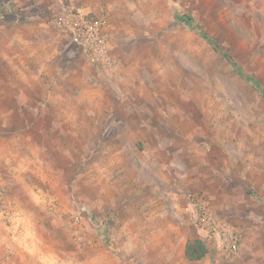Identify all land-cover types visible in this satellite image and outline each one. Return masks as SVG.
I'll use <instances>...</instances> for the list:
<instances>
[{"label": "rangeland", "instance_id": "374dc122", "mask_svg": "<svg viewBox=\"0 0 264 264\" xmlns=\"http://www.w3.org/2000/svg\"><path fill=\"white\" fill-rule=\"evenodd\" d=\"M69 6L105 10L106 63ZM175 11L264 88V0H0V264H156L195 237L176 264H264L263 96Z\"/></svg>", "mask_w": 264, "mask_h": 264}, {"label": "built area", "instance_id": "2783aa9c", "mask_svg": "<svg viewBox=\"0 0 264 264\" xmlns=\"http://www.w3.org/2000/svg\"><path fill=\"white\" fill-rule=\"evenodd\" d=\"M108 18L105 10L91 16L80 7L69 6L67 14L61 20V27L68 31L75 42L80 45L94 60L106 63L108 59ZM206 234H213L218 249H224L226 256L237 254L235 235L227 227L215 222L213 216L204 211L197 217Z\"/></svg>", "mask_w": 264, "mask_h": 264}, {"label": "trees", "instance_id": "16d2710c", "mask_svg": "<svg viewBox=\"0 0 264 264\" xmlns=\"http://www.w3.org/2000/svg\"><path fill=\"white\" fill-rule=\"evenodd\" d=\"M174 17L178 21L183 22L189 28L193 29L215 52L219 53L228 62L238 76L257 89L264 99V88L261 87L260 83L255 78L242 71L241 67L235 62L229 52H227L215 38L211 37L204 31L202 26L194 19L193 15L182 11H175ZM97 221L98 220L94 219L95 224H98ZM184 252L185 257L190 261L201 260L209 252L208 242L202 237L190 238L185 243Z\"/></svg>", "mask_w": 264, "mask_h": 264}, {"label": "crops", "instance_id": "0c3cea01", "mask_svg": "<svg viewBox=\"0 0 264 264\" xmlns=\"http://www.w3.org/2000/svg\"><path fill=\"white\" fill-rule=\"evenodd\" d=\"M91 5H92L91 8H93V10H96L98 4L92 3ZM110 7H111L110 5H106V8L109 11H110ZM187 240H184V242H182L181 247H177V251L175 252L174 255H171L172 252H174L173 249L170 248V250H169V249H166L165 247H152L153 250L150 253L152 255H155V259L157 260L156 264H174V263L176 264L177 263L176 259H178L180 262H182V261L185 262L186 260L190 261L185 257V252H184L185 243ZM169 255H171V256H169ZM220 264H227V263L223 262Z\"/></svg>", "mask_w": 264, "mask_h": 264}]
</instances>
